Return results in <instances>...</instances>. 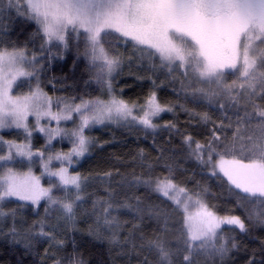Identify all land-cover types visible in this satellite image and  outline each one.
Here are the masks:
<instances>
[{"label":"snow or ice","instance_id":"snow-or-ice-1","mask_svg":"<svg viewBox=\"0 0 264 264\" xmlns=\"http://www.w3.org/2000/svg\"><path fill=\"white\" fill-rule=\"evenodd\" d=\"M73 50L100 95L58 94ZM97 125L137 146L85 175ZM81 223L112 264H264V0H0V239L89 264Z\"/></svg>","mask_w":264,"mask_h":264},{"label":"trees","instance_id":"trees-1","mask_svg":"<svg viewBox=\"0 0 264 264\" xmlns=\"http://www.w3.org/2000/svg\"><path fill=\"white\" fill-rule=\"evenodd\" d=\"M17 32H14L12 39H17V34L19 33V39L24 40L25 35L33 31V28H29L27 24L17 23L15 25ZM21 29H27V33L20 31ZM73 52L68 53L63 60L54 61L51 68L48 71L49 77L56 76L58 78H66V85L68 87L67 92L58 93L59 95H70V94H83L88 92L92 95H100V86L91 81L87 86L85 81L90 78L86 72V62L77 61L78 67H73L74 59ZM133 71H136L135 67ZM124 81H127L128 85L133 84V78L129 75L128 68L125 66L124 73L117 77L115 82L117 91L120 88H124L125 98L136 99L137 95L141 92H146L150 87L147 81L136 82L139 86L137 87H126ZM160 95L164 98L172 99V97H165L162 92ZM170 116L166 115L165 119ZM15 133L12 134L14 137ZM89 135L94 137L97 141L96 147H94L89 154L77 165V170L82 174L87 175L90 172L99 171L103 168L110 166L111 162H114L116 157L126 155L130 149L136 148V143H131L130 141L135 140L136 134H129L128 130L125 128H119L116 125L110 126H100L97 125L90 132ZM141 137L143 133H140ZM107 141L108 143H105ZM42 143V138L41 141ZM147 143H150L148 141ZM100 145H103L101 148ZM39 146V145H37ZM70 145L65 142L63 145H57V147H63V149L68 148ZM141 147H146V144H141ZM212 191L221 195L222 189L217 188L215 185L212 186ZM213 203L223 204V197L219 200H214ZM88 223H91L89 221ZM82 231L76 233H69V240L75 236L78 244L81 245L80 252L83 254V258L89 262V264H112V258L114 254H110L107 245H102L100 242L95 241L92 237L87 234V225L81 223L78 225ZM254 236L260 235L258 231L253 233ZM245 244L249 243L247 240L244 241ZM255 246V245H251ZM38 257L33 255H26L22 245L13 246L9 241L0 239V264H32L33 260L38 261ZM116 264H122L120 260L116 261ZM132 264H136L133 260Z\"/></svg>","mask_w":264,"mask_h":264},{"label":"rangeland","instance_id":"rangeland-1","mask_svg":"<svg viewBox=\"0 0 264 264\" xmlns=\"http://www.w3.org/2000/svg\"><path fill=\"white\" fill-rule=\"evenodd\" d=\"M10 138H12V137H10ZM69 147H70V146H69ZM69 147H68V148H69ZM68 148H66V149H64V150H65V151H67V150H68ZM82 160H83V158L80 160V162H81Z\"/></svg>","mask_w":264,"mask_h":264}]
</instances>
